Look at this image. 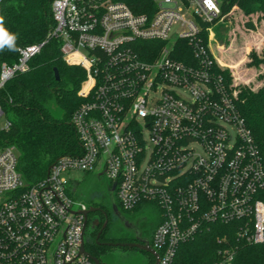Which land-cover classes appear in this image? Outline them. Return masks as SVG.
<instances>
[{"label":"built area","instance_id":"obj_1","mask_svg":"<svg viewBox=\"0 0 264 264\" xmlns=\"http://www.w3.org/2000/svg\"><path fill=\"white\" fill-rule=\"evenodd\" d=\"M52 12L46 39L0 64V89L59 38L63 60L85 71L71 118L80 151L28 186L16 148L0 146V264H95L81 252L90 205L69 192L73 170L104 175L123 210L157 208L153 264H175L179 245L215 222L264 243L261 153L237 108V82L226 84L210 47L221 2L53 0ZM142 42L159 48L144 53ZM179 43L191 51L185 60L174 56ZM219 254L232 263L231 247Z\"/></svg>","mask_w":264,"mask_h":264},{"label":"trees","instance_id":"obj_2","mask_svg":"<svg viewBox=\"0 0 264 264\" xmlns=\"http://www.w3.org/2000/svg\"><path fill=\"white\" fill-rule=\"evenodd\" d=\"M52 2L0 1L4 28L9 36L15 37L13 50H9L8 44L0 50V64L17 61L20 47L46 39L55 27ZM235 6L245 14H264V0H222V14ZM140 45L144 53L159 48L154 42H142ZM190 55L187 44L176 45V58L185 60ZM254 62H264V55L262 59L254 55ZM54 68L58 69L59 80L55 78ZM216 71L224 75L229 85L230 75L219 67ZM84 78L85 71L80 66L69 65L63 60L61 40L52 38L30 60L28 72L15 75L0 89V106L10 122L8 128L0 129V146L12 145L16 148L17 168L28 186L44 180L60 156L80 151L71 118L83 101L78 91ZM236 105L251 129L264 166V83L256 89L246 85L237 88ZM56 108L60 110L59 115L54 111ZM257 195L264 202V189L258 191ZM90 204L101 205L92 201ZM138 208L140 206L135 210ZM236 226V222L207 224L194 238L179 245L174 263L220 264L219 250L231 247L234 250L231 264H264V243L247 242L237 235ZM85 245L88 250L94 248L88 240Z\"/></svg>","mask_w":264,"mask_h":264},{"label":"rangeland","instance_id":"obj_3","mask_svg":"<svg viewBox=\"0 0 264 264\" xmlns=\"http://www.w3.org/2000/svg\"><path fill=\"white\" fill-rule=\"evenodd\" d=\"M221 2L222 0H218ZM210 47L211 52L219 67L226 71L232 81L237 82V87L251 86L254 89L264 83V62L253 63L254 55L260 59L264 55V14L257 12L245 14L236 6L223 14L218 21L211 25L210 29ZM57 115L59 109L54 110ZM6 117H0V129L4 127ZM68 181V188L71 195L88 205L91 201L100 202L104 194L105 176L99 178L98 172H85L82 170H73L65 173ZM126 211V210H125ZM144 212L154 218L158 213L156 207L141 205L134 211H126L128 215L134 212ZM90 219H97V212L90 213ZM91 230V221L89 222L87 232ZM112 264H132L133 252L127 250L113 249L106 247ZM106 252V253H107ZM142 259H147V255L140 254ZM153 261V258L151 259Z\"/></svg>","mask_w":264,"mask_h":264},{"label":"flooded vegetation","instance_id":"obj_4","mask_svg":"<svg viewBox=\"0 0 264 264\" xmlns=\"http://www.w3.org/2000/svg\"><path fill=\"white\" fill-rule=\"evenodd\" d=\"M101 178V176H99ZM104 183V194L99 203L101 205H90L99 208L97 212V219L91 220L90 213L87 216V228L91 221V230L85 233V242L88 240L93 244V249L88 250L90 254L98 257L103 264H112V258L108 257L109 252L106 247L113 249H120L122 251L127 250L133 252L132 264H153L151 260L152 254L141 250L136 246H111L102 245L103 243H124L130 244L139 243V239H145L148 241L151 247V240L155 231L157 221L150 217L149 214L144 212H134L132 215H128L125 210L121 209L116 201L115 194L110 193L109 181L106 179ZM113 200L117 205V209L113 208ZM86 228V230H87ZM107 252V253H106ZM140 254L147 255V259H142Z\"/></svg>","mask_w":264,"mask_h":264},{"label":"water","instance_id":"obj_5","mask_svg":"<svg viewBox=\"0 0 264 264\" xmlns=\"http://www.w3.org/2000/svg\"><path fill=\"white\" fill-rule=\"evenodd\" d=\"M54 74H55L56 80H59L60 77H59V72H58L57 68H54ZM114 187H115V185L110 187V189H109L110 193H114ZM113 208L115 210L117 209V205H116L114 200H113ZM96 211H99V208L91 206L88 210L84 211V214L87 216L90 212H96ZM102 245L129 246V247L136 246V247H139L141 250L149 252L150 254H152L153 257L156 258L155 251L149 246L148 241L145 240V239H139V243H137V244H134V243L133 244L132 243H130V244H124V243H103ZM81 252L83 254H85L86 256H88L89 258H91L94 261L95 264H103L102 261L98 257L90 254V252L86 250L84 240H83L82 245H81Z\"/></svg>","mask_w":264,"mask_h":264},{"label":"clouds","instance_id":"obj_6","mask_svg":"<svg viewBox=\"0 0 264 264\" xmlns=\"http://www.w3.org/2000/svg\"><path fill=\"white\" fill-rule=\"evenodd\" d=\"M3 21H4V18L2 16H0V32L5 33L8 37H10V40L8 42H0V50L4 49L5 44L9 45V50H13L12 49V41H14L15 37L8 35V33L6 32V30L4 28Z\"/></svg>","mask_w":264,"mask_h":264},{"label":"snow or ice","instance_id":"obj_7","mask_svg":"<svg viewBox=\"0 0 264 264\" xmlns=\"http://www.w3.org/2000/svg\"><path fill=\"white\" fill-rule=\"evenodd\" d=\"M10 37H8L5 33L0 32V42H8Z\"/></svg>","mask_w":264,"mask_h":264}]
</instances>
